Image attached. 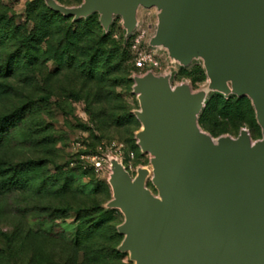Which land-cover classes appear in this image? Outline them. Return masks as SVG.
Here are the masks:
<instances>
[{
  "label": "rangeland",
  "instance_id": "374dc122",
  "mask_svg": "<svg viewBox=\"0 0 264 264\" xmlns=\"http://www.w3.org/2000/svg\"><path fill=\"white\" fill-rule=\"evenodd\" d=\"M137 20L130 36L119 17L104 34L97 14L74 22L43 0H0V264H132L117 250L123 215L105 208L108 170L93 163L112 155L132 177L150 169L135 139L141 125L132 92L133 77L147 71L134 62L150 53L159 67L148 72L172 70V86L196 92L207 84L201 62L170 64L149 46L154 8H141ZM220 95L208 96L200 129L214 139L246 129L259 140L250 100ZM13 172L24 182L3 183ZM146 187L156 195L149 180Z\"/></svg>",
  "mask_w": 264,
  "mask_h": 264
},
{
  "label": "water",
  "instance_id": "95a60500",
  "mask_svg": "<svg viewBox=\"0 0 264 264\" xmlns=\"http://www.w3.org/2000/svg\"><path fill=\"white\" fill-rule=\"evenodd\" d=\"M43 1L74 22L97 14L105 33L119 17L126 36L139 9L154 8L149 46L170 64L201 62L207 77L196 92L187 83L172 86V70L133 77L135 139L150 170L132 177L107 156L105 208L124 218L117 250L132 264H264V0ZM211 93L247 97L261 138L252 141L246 129L236 138L203 132L198 117Z\"/></svg>",
  "mask_w": 264,
  "mask_h": 264
},
{
  "label": "built area",
  "instance_id": "2783aa9c",
  "mask_svg": "<svg viewBox=\"0 0 264 264\" xmlns=\"http://www.w3.org/2000/svg\"><path fill=\"white\" fill-rule=\"evenodd\" d=\"M134 67L135 69L146 70L148 72L158 68L159 64L150 53H143L135 60ZM93 165L98 171L108 170L109 163L107 161V157H105L100 160H96Z\"/></svg>",
  "mask_w": 264,
  "mask_h": 264
},
{
  "label": "trees",
  "instance_id": "16d2710c",
  "mask_svg": "<svg viewBox=\"0 0 264 264\" xmlns=\"http://www.w3.org/2000/svg\"><path fill=\"white\" fill-rule=\"evenodd\" d=\"M50 10V9H49ZM51 11V10H50ZM53 12V11H51ZM54 14H57V15H60L62 16L61 14H58V13H55L53 12ZM90 17V16H89ZM88 17V18H89ZM109 32V31H108ZM103 33L105 34V32L103 31ZM220 95V94H218ZM221 96V95H220ZM209 103H210V100H206V103H205V108L203 109L202 113L200 114L199 116V124L200 125H204L205 124V113L207 112L208 110V106H209ZM4 175V171L0 170V176ZM22 173L20 172H13L12 175L10 176L9 179H7V181H3V183L7 184V185H10V186H14L16 185L17 183H22L24 182V180H22ZM0 189L4 190V187L1 186Z\"/></svg>",
  "mask_w": 264,
  "mask_h": 264
},
{
  "label": "bare ground",
  "instance_id": "6f19581e",
  "mask_svg": "<svg viewBox=\"0 0 264 264\" xmlns=\"http://www.w3.org/2000/svg\"><path fill=\"white\" fill-rule=\"evenodd\" d=\"M140 9H141V8H140ZM140 9H139V10H140ZM143 9H144V8H143ZM152 9H153V8H152ZM117 160H118V159H117ZM118 161H119V160H118ZM119 163H120V161H119ZM149 170H150V169H149Z\"/></svg>",
  "mask_w": 264,
  "mask_h": 264
}]
</instances>
